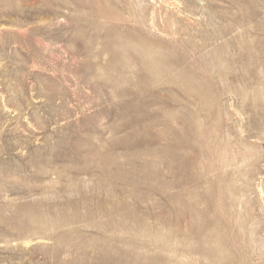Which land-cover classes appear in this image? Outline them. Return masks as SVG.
<instances>
[{
	"label": "rangeland",
	"instance_id": "rangeland-1",
	"mask_svg": "<svg viewBox=\"0 0 264 264\" xmlns=\"http://www.w3.org/2000/svg\"><path fill=\"white\" fill-rule=\"evenodd\" d=\"M0 264H264V0H0Z\"/></svg>",
	"mask_w": 264,
	"mask_h": 264
}]
</instances>
